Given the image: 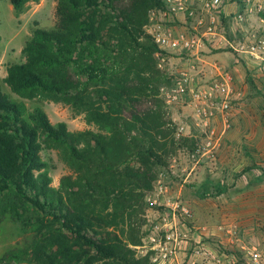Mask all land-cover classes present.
<instances>
[{
  "label": "trees",
  "instance_id": "trees-1",
  "mask_svg": "<svg viewBox=\"0 0 264 264\" xmlns=\"http://www.w3.org/2000/svg\"><path fill=\"white\" fill-rule=\"evenodd\" d=\"M29 1L10 0L16 11ZM161 1L58 0L55 26L36 28L22 49L25 62L8 68L12 92L64 102L99 130L53 124L0 83V222L31 232L0 264L149 263L132 247L142 242L134 218L179 145L158 97L165 79L158 46L146 33L148 10ZM144 99L151 107L142 111ZM45 146L73 171L58 187L41 158Z\"/></svg>",
  "mask_w": 264,
  "mask_h": 264
},
{
  "label": "rangeland",
  "instance_id": "rangeland-1",
  "mask_svg": "<svg viewBox=\"0 0 264 264\" xmlns=\"http://www.w3.org/2000/svg\"><path fill=\"white\" fill-rule=\"evenodd\" d=\"M57 2L58 0H33L27 2L20 11H16L10 0H0V83L4 92L13 99L25 101L29 110L35 107L43 108L53 124L65 122L71 131L88 128L99 130L97 125L87 122L85 114L76 113L68 104L42 95L32 99L22 98L12 92L5 81L10 65L25 62L22 49L34 30L36 28L51 29L55 26ZM155 57L158 69L165 76L159 85L160 95L158 96L164 101L165 121H170L172 117L176 119L178 125L182 121L187 122L189 128L186 130V135L191 133L201 138L204 136L205 127L201 120L194 116V110L187 104V101L168 104L161 92L163 86L171 85L173 80L179 76V72L186 68V62L173 57L164 59ZM210 57H208L209 63L215 62L224 68L231 69L237 85H240L246 93L244 105L236 104L233 108V114L234 110L238 109L240 117L236 136L228 141L229 133L235 130V123L232 119V126L222 136L213 159L203 158L201 165L190 174L187 181L184 179L188 172L181 171L175 175L170 174L167 180L172 182L173 196L180 194L190 207L194 215L193 224L196 226L208 225L210 228L216 227L223 230L229 227L235 229L240 227L244 230L252 229V235L258 232V236L245 238L243 244L250 248L258 247L262 253L258 264H264V75L253 76L249 72L248 65L245 62L236 64L231 54L218 53L212 61L209 60ZM210 68L211 65L205 66L207 71L205 80L212 79L214 76L209 72ZM150 107L147 99L140 102V110H147ZM178 125H175L174 130ZM212 125L218 132H222L221 120L214 119ZM194 139L184 136L179 140V145L170 147L171 150L167 156L168 163L175 164L178 168L179 166L192 167L191 150L195 145ZM241 148L245 156L243 154L239 156L237 150ZM41 158L46 164L45 170L52 178V186L58 187L63 176L73 173L57 149L45 146L41 151ZM228 160H233L234 167H224ZM239 160H244L241 166H239ZM162 169L164 167L159 168L158 171ZM153 191L152 188L148 196L153 195ZM148 208L146 198L144 212L134 218L135 226L139 227L142 236V242L137 246L143 245V236L149 223ZM207 217L209 220L206 219ZM30 239V230L21 223L8 220L0 222V259L10 249L26 245ZM137 246H132L136 250L137 257H149L148 264H152L150 256H144ZM2 264L31 263L23 258V260L14 259L9 263L2 261Z\"/></svg>",
  "mask_w": 264,
  "mask_h": 264
},
{
  "label": "built area",
  "instance_id": "built-area-1",
  "mask_svg": "<svg viewBox=\"0 0 264 264\" xmlns=\"http://www.w3.org/2000/svg\"><path fill=\"white\" fill-rule=\"evenodd\" d=\"M146 33L158 46L156 56L184 60L186 68L172 84L161 88L169 104L187 101L205 127L204 136L187 133L189 125H178L175 138H195L191 150L193 165L169 163L160 170L153 185V195L147 196L149 223L143 245L137 246L152 264H178L182 248L190 243L194 233V215L181 195L173 196L172 182L167 177L181 172L190 174L203 158H214L222 136L232 126L233 108L244 96L236 86L231 69L209 63L208 57L218 53L231 54L235 63L245 62L253 76L264 75V0H162L148 13ZM214 76L205 80L206 65ZM170 114V112H168ZM214 119L223 123L222 132L212 125ZM252 263L258 264L262 253L258 247L243 246ZM209 250L197 245L189 255L190 264H203ZM219 264H229L217 259ZM233 261L230 264H235Z\"/></svg>",
  "mask_w": 264,
  "mask_h": 264
},
{
  "label": "crops",
  "instance_id": "crops-1",
  "mask_svg": "<svg viewBox=\"0 0 264 264\" xmlns=\"http://www.w3.org/2000/svg\"><path fill=\"white\" fill-rule=\"evenodd\" d=\"M214 57H216V55L211 56L209 60L212 61ZM234 70L236 71V68H234ZM236 86L237 88H239L240 90H243L244 92V96L237 103L239 106H243L244 97L246 93L244 89L241 88L240 85H237V83H236ZM194 116H196L195 113H194ZM233 116H234L233 123H235V130L233 133L232 131L231 133H229L228 141L229 140L231 141L233 136H236L235 132H237L236 131L238 127L237 125L240 122V117L238 115V109L234 110ZM184 123L189 125L187 122H184ZM238 151H239V156L242 154L245 156V153L243 152V148H241L240 150H237V152ZM243 162L244 160H239L238 161L239 166H241ZM224 167L226 168L234 167L233 160L226 161V163L224 164ZM229 218L237 219L233 217H229ZM206 219L209 220L208 217ZM194 226L195 228H194L192 239L190 243H188L182 248L180 255H179L178 264H190L189 255L191 251L193 250V248L197 245H203L209 250V255L205 259H203V262H202L203 264H219L217 262V259H222L223 261L228 262L229 264L233 261L236 262L235 264H254L250 260L247 251L243 249V246H244L243 242L245 238L258 236V232H255L252 235L251 233L253 232L252 229L244 230L240 227H237V229L233 227H229L228 229L223 230V229H218L216 227L210 228L208 225H201V226L197 225L196 226L194 224Z\"/></svg>",
  "mask_w": 264,
  "mask_h": 264
}]
</instances>
